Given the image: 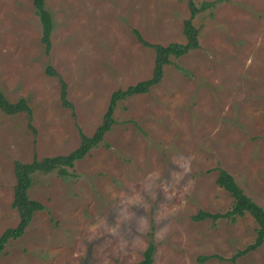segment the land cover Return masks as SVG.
Segmentation results:
<instances>
[{
    "label": "rangeland",
    "instance_id": "1",
    "mask_svg": "<svg viewBox=\"0 0 264 264\" xmlns=\"http://www.w3.org/2000/svg\"><path fill=\"white\" fill-rule=\"evenodd\" d=\"M45 8L48 53L33 0H0V90L31 109L30 118L0 110V235L18 222L14 163L70 153L101 123L113 92L152 76L154 50L134 31L151 45L186 42V0H45ZM193 25L198 48L172 58L148 93L119 102L104 143L69 177L34 176L28 195L44 209L0 264H137L150 242L153 264H231L254 241L248 214L191 217L231 209L219 168L264 209V0H221ZM213 255L223 260H199ZM235 264H264V240Z\"/></svg>",
    "mask_w": 264,
    "mask_h": 264
},
{
    "label": "trees",
    "instance_id": "2",
    "mask_svg": "<svg viewBox=\"0 0 264 264\" xmlns=\"http://www.w3.org/2000/svg\"><path fill=\"white\" fill-rule=\"evenodd\" d=\"M186 1L189 10V18L184 21L182 29L183 36L186 39L185 44L170 43L166 46L151 45L146 43L137 31H134L137 40L142 45L154 50L155 56L152 76L148 80L138 82L124 90H117L113 92L110 96L107 109L102 117V121L91 136L81 134L79 145L66 155L45 157L41 160L34 158L29 163H14L15 186L13 188L11 206L17 212L18 222L16 226L7 228L0 235V254L4 251L10 241L17 240L24 235L26 228L32 221L34 213L44 209L39 202L32 200L28 195L34 176L39 173H55L62 179L69 177L71 174L68 169H71L76 162L82 160L90 153L91 150L104 143L105 135L112 129L115 123L113 116L117 104L134 95L148 93L153 86L160 82L163 76L164 67L170 63L172 58L182 57L190 51L198 48V29L194 27L193 19L199 12H202L207 8L214 7L221 0L202 2L199 6H197L193 0ZM33 7L41 24V42L44 46V51L48 53L51 49V33L53 30L52 17L45 8V0H33ZM48 70L50 76H54L59 79L60 100L62 105L69 109H73L71 103L67 100L65 82L62 81L61 78H59L60 76L54 71L50 69ZM0 110L8 116L23 112L27 114L29 118L31 117V109L24 99H20L16 102H10L4 97L1 90ZM218 173L219 175L216 179V184L232 197L233 203L231 209L224 214H209L202 212L192 216L191 219L194 221H202L209 218L212 221H215L221 218L233 221L237 217H243L245 214H248L253 218L257 226L255 229L254 241L243 249L237 250L228 259L231 264H235L239 258L258 249L262 245L264 240V209L243 193L242 189L236 184L233 177L229 173L220 168L218 169ZM154 252L155 245L153 242H150L142 254V259L137 264H153ZM210 258L223 260L221 257L216 255L204 256L199 260L202 262Z\"/></svg>",
    "mask_w": 264,
    "mask_h": 264
},
{
    "label": "clouds",
    "instance_id": "3",
    "mask_svg": "<svg viewBox=\"0 0 264 264\" xmlns=\"http://www.w3.org/2000/svg\"><path fill=\"white\" fill-rule=\"evenodd\" d=\"M185 171H187V168H185Z\"/></svg>",
    "mask_w": 264,
    "mask_h": 264
}]
</instances>
